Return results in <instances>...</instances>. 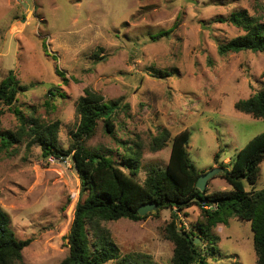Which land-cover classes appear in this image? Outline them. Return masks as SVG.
Listing matches in <instances>:
<instances>
[{
	"label": "rangeland",
	"instance_id": "1",
	"mask_svg": "<svg viewBox=\"0 0 264 264\" xmlns=\"http://www.w3.org/2000/svg\"><path fill=\"white\" fill-rule=\"evenodd\" d=\"M239 8L264 20V0H0V80L12 69L26 86L11 105L0 103V129H17L15 105L45 121L58 119V140L67 147L78 122L77 99L90 87L105 100L121 97L126 105L113 113L112 132L98 119L86 145L119 158L124 141H139L140 181L151 166L169 159L170 141L157 150L148 147L162 127L171 136L190 130L187 151L197 170L229 167L239 148L264 129L263 117L234 106L264 82V50L217 49L219 41L242 29L216 17ZM51 86L63 95L47 104ZM28 139L0 150V205L15 236L32 238L22 249L24 264H60L68 252L79 178L70 154L45 157ZM220 170L208 179V192L232 187ZM243 184L247 190L264 187V158L256 181ZM171 211L152 209L137 220L101 223L119 256L146 254L154 264H171L174 243L164 233ZM200 218V208L192 204L177 213L176 225L194 229ZM211 231L218 236L216 251L205 252L200 244L210 264H255L248 219L232 214Z\"/></svg>",
	"mask_w": 264,
	"mask_h": 264
},
{
	"label": "trees",
	"instance_id": "2",
	"mask_svg": "<svg viewBox=\"0 0 264 264\" xmlns=\"http://www.w3.org/2000/svg\"><path fill=\"white\" fill-rule=\"evenodd\" d=\"M216 19L242 29L235 36L218 42L219 53L264 50V20L250 14L246 8L231 10ZM169 30H158L152 38L167 34ZM25 87L9 69L0 80V103L11 105L17 93ZM57 94L63 95L58 88L49 87L47 104H51V99ZM125 105L121 103V97L105 100L98 91L85 87L76 102L79 117L70 131L67 147H63L58 140V119L45 121L32 114L27 115L15 105L11 109L19 121L17 129H0V150H9L13 143L28 137L29 142L40 146L45 157L52 155L60 158L70 154L79 178V192L66 235L68 252L60 264H104L111 259H117V264H154L146 254L126 253L119 256V248L109 228L101 223L102 220L119 217L143 218L146 215L138 212V206L147 202L156 203L155 211L172 208L171 220L165 225L164 232L174 243L171 264H210L200 251V244H204L205 252H215L218 236L211 228L217 222H226L232 214L250 221L257 255L255 264H264V187L247 190L243 184V179L250 183L257 179L259 163L264 158V129L239 148L229 167L221 166L220 173L232 185L230 189L208 192L207 187L203 191L196 187V179L203 171L197 170L188 156L187 144L191 132L187 128L171 136L169 129L162 127L150 137L148 147L151 150L160 149L170 141L169 159L164 166H151L140 181L136 177L142 152L139 141L132 144L124 141V151L119 158L111 152L90 148L85 142L94 133L100 118L106 130L112 132V115ZM234 106L254 117L264 118V82L255 93L236 100ZM216 157L217 152L214 154ZM205 203H215L216 206L204 207ZM192 204L200 208L201 218L196 220L194 229L178 227L177 213ZM196 237L202 241L195 242ZM31 240V237L15 236L10 215L0 205V264H24L22 249Z\"/></svg>",
	"mask_w": 264,
	"mask_h": 264
},
{
	"label": "water",
	"instance_id": "3",
	"mask_svg": "<svg viewBox=\"0 0 264 264\" xmlns=\"http://www.w3.org/2000/svg\"><path fill=\"white\" fill-rule=\"evenodd\" d=\"M221 169V167H211L206 171H203L199 173L197 179H196V187H198L200 190H204L207 184V181L209 178H211L213 175H215L216 172H218ZM156 203L154 202H147V203H141L138 206V212L140 214H144L145 212L155 209L156 208ZM184 236H187L186 232H183ZM197 237L194 239V241H197Z\"/></svg>",
	"mask_w": 264,
	"mask_h": 264
},
{
	"label": "built area",
	"instance_id": "4",
	"mask_svg": "<svg viewBox=\"0 0 264 264\" xmlns=\"http://www.w3.org/2000/svg\"><path fill=\"white\" fill-rule=\"evenodd\" d=\"M49 156H51V157H54V156H52V155H49ZM54 158H56V157H54ZM203 206L204 207H215L216 206V204L215 203H211V204H208V203H205V204H203Z\"/></svg>",
	"mask_w": 264,
	"mask_h": 264
}]
</instances>
